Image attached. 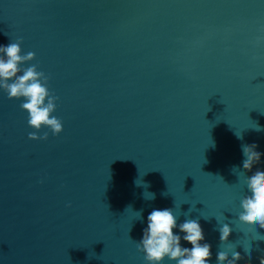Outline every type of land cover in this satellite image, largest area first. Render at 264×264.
Here are the masks:
<instances>
[{"label": "water", "instance_id": "obj_1", "mask_svg": "<svg viewBox=\"0 0 264 264\" xmlns=\"http://www.w3.org/2000/svg\"><path fill=\"white\" fill-rule=\"evenodd\" d=\"M18 39L63 131L30 140L0 89V264H147L136 243L165 208L199 221L210 264H260L264 229L238 216L264 171V0H0V46Z\"/></svg>", "mask_w": 264, "mask_h": 264}, {"label": "clouds", "instance_id": "obj_2", "mask_svg": "<svg viewBox=\"0 0 264 264\" xmlns=\"http://www.w3.org/2000/svg\"><path fill=\"white\" fill-rule=\"evenodd\" d=\"M22 43V39H18L7 46H0V89L7 93L10 100H23L20 107L28 113V125L35 130L28 134V138L47 140L48 132L38 135L42 128H48L53 136H58L63 131L62 120L53 115L59 98L49 89V75L38 70V65L22 67L33 61L36 55L31 51L22 54ZM255 129L261 130L258 125ZM237 138L242 139V136ZM257 147L255 143L241 145L244 170L252 171L253 166L260 162L262 154L256 151ZM245 184L249 194L240 201L242 211L238 219L244 224L258 225L264 229V171L257 169L251 176H247ZM145 199L153 200L155 195L151 193V198ZM142 211H136L139 217L137 220L143 218ZM177 227L184 233L183 237L174 234ZM218 230L221 243H226L232 227L224 223ZM181 239L192 247H182ZM204 240L205 235L198 220L187 219L177 225L173 209H153L147 216V227L136 247L144 253L147 264H162L165 258L175 264H210L211 245L201 243ZM245 253L251 256V246L245 249ZM241 258V254L231 248L228 251H218L216 255L217 264H237ZM260 264H264V256L260 258Z\"/></svg>", "mask_w": 264, "mask_h": 264}]
</instances>
